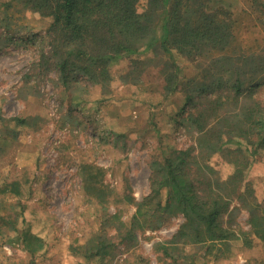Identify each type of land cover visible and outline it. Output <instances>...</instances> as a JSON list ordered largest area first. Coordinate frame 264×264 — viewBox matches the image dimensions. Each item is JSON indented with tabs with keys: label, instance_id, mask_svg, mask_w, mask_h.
I'll return each mask as SVG.
<instances>
[{
	"label": "trees",
	"instance_id": "1",
	"mask_svg": "<svg viewBox=\"0 0 264 264\" xmlns=\"http://www.w3.org/2000/svg\"><path fill=\"white\" fill-rule=\"evenodd\" d=\"M250 4L258 16L243 11L250 25L259 21L264 32V0ZM1 6L0 35L6 43L27 40L21 35L29 28L27 11L50 18L40 57L56 71L55 84L68 93L72 108L89 85L98 86L103 97L110 95V68L124 56L130 62L120 80L135 87L134 100L158 107L171 95L184 94V106L172 117L175 129L180 126L194 144L179 148L166 142L162 156L150 161L149 193L140 201L127 196L135 204L130 219L100 205L99 228L71 244L72 254L107 264L116 242L133 247L138 231L158 229L174 216L183 222L155 244L163 264H197L209 256L217 261L228 256L235 239L247 247L264 242V205L245 179L246 151L264 149V45L258 50L240 46L234 11L211 0H7ZM179 60L190 66L181 67ZM25 78L28 82L31 76ZM186 106L194 110L184 116ZM214 160L225 163L227 171ZM81 177L87 194L104 204L105 188L87 165ZM21 194L18 181L1 183L0 245L17 244L29 257L25 264H40L36 256L46 242L31 230L25 204L9 199ZM241 209L247 211V229L235 222ZM184 245L194 248L185 251Z\"/></svg>",
	"mask_w": 264,
	"mask_h": 264
},
{
	"label": "rangeland",
	"instance_id": "2",
	"mask_svg": "<svg viewBox=\"0 0 264 264\" xmlns=\"http://www.w3.org/2000/svg\"><path fill=\"white\" fill-rule=\"evenodd\" d=\"M5 1L0 0V17ZM211 3L236 13L240 46L258 50L264 45L261 23L258 21L252 27L249 13L243 11L251 12L253 18L258 16L250 0H211ZM25 17L29 28L21 31V35L26 41L6 43L0 35V186L5 181L19 183L22 194L9 195V199L25 204L24 216L31 230L46 242L45 249L36 256L38 263L94 264L72 254L69 246L83 242L99 228L100 205L110 212L119 211L128 221L135 204L127 201V196L140 201L149 193L151 159L162 156L166 142L179 148L194 144L192 137L180 132V126L175 129L173 121L184 106V94L175 93L158 107L134 100L135 87L120 80L130 62L124 56L110 68L112 93L103 97L98 86L89 85L81 94L83 100L72 108L68 93L55 84L56 71L43 64L40 57L44 46L40 42L46 39L50 18L30 11ZM179 63L181 67L186 63L190 66L187 61ZM25 75L31 76L28 82ZM260 92L264 96V86ZM193 110L186 106L184 116ZM17 117L28 118V124L16 123ZM114 133L122 135L117 137ZM163 133L169 136L161 139ZM246 152L250 163L245 179L264 205V149L253 154ZM215 162L219 169L227 171L225 163ZM85 165L105 188L104 204H100L97 196H89L83 186L81 173ZM247 217V211L241 209L235 222L247 229ZM227 219L225 215V222ZM182 222V216H174L158 229L138 231L133 247L116 242L114 255L106 259L107 264H163L155 244L170 238ZM108 233L114 231L109 229ZM183 247L185 251L194 248ZM28 260L19 245H0V264H25ZM197 262L264 264V242L256 241L247 247L235 239L228 256L217 261L209 256Z\"/></svg>",
	"mask_w": 264,
	"mask_h": 264
}]
</instances>
